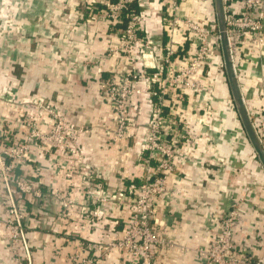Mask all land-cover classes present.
<instances>
[{"label": "built area", "instance_id": "built-area-1", "mask_svg": "<svg viewBox=\"0 0 264 264\" xmlns=\"http://www.w3.org/2000/svg\"><path fill=\"white\" fill-rule=\"evenodd\" d=\"M193 1L49 0L40 14L34 0H0V66L5 70L13 64L26 71L36 66L57 70L63 65L64 46L74 47L71 36L79 35L78 22L84 19L86 27L101 24V31L88 38L103 37L105 53L90 64H114L106 79L91 73L86 79L96 81L99 100L113 113L114 127L105 135L115 144L131 141L142 172L113 191L105 190L102 175L80 156L79 140L90 128L68 121L48 99L37 94L21 99L17 88L0 86V224L5 229L0 234V264H32L26 229L36 223L51 231L61 224L63 241L71 245L66 264H102L113 253L119 254L121 264H153L174 248L194 254L200 264H251L244 251L236 252L233 241L251 186L228 210L210 219L209 245L190 248L175 240L172 211L181 196L169 190V181L176 164L196 166L190 161L198 138L188 129L189 107L197 97L195 109L206 102L211 73L220 70L213 54L222 52L216 11L204 17L191 9ZM235 2L241 3V10L230 11L222 0L231 56L233 40L262 52L264 0ZM248 116L264 152V110ZM251 152L254 155L252 147ZM45 153L51 159L38 161ZM31 164L37 165L31 176L45 170L55 179L46 191L26 174ZM59 178L65 187L55 186ZM80 181L89 184L84 194H64ZM47 197L56 202L55 211L40 208ZM30 199L36 203L35 213L41 214L38 221L31 219L34 212L26 206ZM114 207L122 218L115 238L92 241L89 231Z\"/></svg>", "mask_w": 264, "mask_h": 264}, {"label": "crops", "instance_id": "crops-1", "mask_svg": "<svg viewBox=\"0 0 264 264\" xmlns=\"http://www.w3.org/2000/svg\"><path fill=\"white\" fill-rule=\"evenodd\" d=\"M34 1L39 8L37 12L41 14V9L49 0ZM223 2L230 11L242 9L241 3H236L235 0ZM191 9L204 17H211L215 12V3L214 0H194ZM78 23L79 35L71 36L74 47H67L66 44L61 49L63 65L59 69L52 72L36 66L26 71L22 66L13 64L5 70L0 66V86L17 88L21 99H26L31 94L48 99L56 104L68 121L90 128L91 132L79 140L80 156L86 164L91 165V170H97L102 175L100 181L104 189L113 191L141 176L142 172L137 168L136 149L132 142L115 144L105 135V131L114 127L113 113L99 100L96 81L86 79L90 73L99 79H106L111 74V65L114 64L112 60L103 61L100 67L90 64L94 58L105 53L103 37H93L91 40L88 38L89 35L100 32L102 26L98 22H92L86 27L84 19ZM153 25L152 29L155 23ZM213 56L220 70L217 68L215 73H211L210 94L206 95V102L202 106L197 109L195 106L189 107L191 119L188 129L194 140L195 137L198 138L193 143L190 161H195L196 166L176 164L169 181V190H176L181 196V203L172 211V217L176 219L175 240L190 248L209 245L212 236L206 226L210 219L228 210L231 202L236 197L243 196L245 188L251 186L250 202L241 210L233 241L236 252L244 251L251 264H256L264 260V170L251 152V145L242 128L229 89L221 50L216 51ZM231 60L247 113L254 115L264 110V93H261L264 91V65L261 71L264 50L257 53L242 44L237 49L232 46ZM197 113L201 114L203 121L197 119ZM48 159L51 157L45 153L40 155L38 161ZM35 167L37 165L31 164L26 174L46 191L55 179L45 170L39 172L38 177L31 176V170L36 172ZM55 184L56 187L66 186L61 178ZM87 187L89 184L80 181L78 188L69 186L64 194L68 195L76 190L84 194ZM46 199L40 208L55 211L56 202L51 197ZM33 201H27L26 206L30 212H34L31 219L38 221L41 214L35 213L37 207ZM121 223L122 218L114 207V210L110 209L108 214L102 216L96 228L89 231V238L99 243L114 239ZM4 230L0 224L1 235ZM26 232L32 264H66V254L71 250V245L66 246L63 241L60 223L54 225L53 231L48 226L46 229L38 227L36 223L34 229L27 228ZM79 238L78 235L74 237ZM8 257L11 263L12 256L8 254L7 259ZM102 264H121L119 254H111ZM153 264L200 262L194 254L184 255L178 248H174Z\"/></svg>", "mask_w": 264, "mask_h": 264}, {"label": "water", "instance_id": "water-1", "mask_svg": "<svg viewBox=\"0 0 264 264\" xmlns=\"http://www.w3.org/2000/svg\"><path fill=\"white\" fill-rule=\"evenodd\" d=\"M214 3H215L216 19L218 23V30L220 33L224 69H225V74L227 77L229 89L231 92V96L235 104L236 110L238 112L239 119L242 124V128L253 149L254 157H256L259 160L260 165L264 170V152L252 129L251 122L244 104V100L237 84V80L231 60V54L228 49L227 38L225 34V22H224L222 0H214Z\"/></svg>", "mask_w": 264, "mask_h": 264}, {"label": "trees", "instance_id": "trees-1", "mask_svg": "<svg viewBox=\"0 0 264 264\" xmlns=\"http://www.w3.org/2000/svg\"><path fill=\"white\" fill-rule=\"evenodd\" d=\"M41 1H44V0H41ZM232 44H233L232 46H234L236 49L238 48L239 45L241 46V43L239 44L237 40H233Z\"/></svg>", "mask_w": 264, "mask_h": 264}, {"label": "rangeland", "instance_id": "rangeland-1", "mask_svg": "<svg viewBox=\"0 0 264 264\" xmlns=\"http://www.w3.org/2000/svg\"><path fill=\"white\" fill-rule=\"evenodd\" d=\"M25 28V27H24ZM215 66V65H214ZM216 70V69H215ZM198 102V100L196 101L195 99H194V106H198L196 103Z\"/></svg>", "mask_w": 264, "mask_h": 264}]
</instances>
